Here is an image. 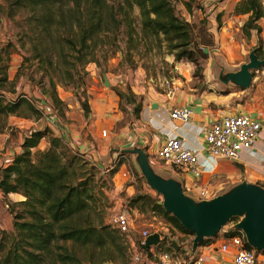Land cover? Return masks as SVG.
<instances>
[{"label": "trees", "instance_id": "1", "mask_svg": "<svg viewBox=\"0 0 264 264\" xmlns=\"http://www.w3.org/2000/svg\"><path fill=\"white\" fill-rule=\"evenodd\" d=\"M9 17L23 15L22 34L29 44L32 62L42 68L48 77L49 88L44 91L51 107L63 116V101L57 96L53 75L56 63H61L66 79L75 80L85 65L96 62L97 47L117 45L121 26H125L128 42L147 43L160 40L175 62H187L194 66L193 77L202 70L207 58L204 48L213 45V38L181 17L176 10L179 2L190 14L192 2L184 0H4ZM138 19L133 17L134 11ZM233 14L247 15L241 27L244 37L254 32L259 40L262 28L259 21L264 18L261 0H240L234 5ZM198 39V41L196 40ZM144 44V43H143ZM137 45V44H136ZM128 47V46H127ZM259 59H264L262 45L253 49ZM263 52V53H262ZM263 54V56H261ZM1 62V59H0ZM6 67H0V82H6ZM116 96L132 105L128 111L137 117L141 102L127 89L116 91ZM226 95L228 93H221ZM28 102V101H27ZM24 100L4 102L0 95V116L15 114ZM85 117L90 114L87 100L80 103ZM46 140L47 147L40 149ZM118 167L104 175L98 167L90 165L82 156L74 153L61 137L48 128L32 130L23 137L20 151L10 165L0 168V191L5 196L17 194L22 200L8 204L12 218L11 230H0V264H96L93 260L80 261L76 246L85 250H99L104 262L124 256L128 243L115 228L103 224L95 226L92 216L107 203L105 191L112 187V179ZM137 181L144 183L142 175ZM264 189V183L260 185ZM5 200L7 197L4 198ZM3 199V200H4ZM128 210L139 213L151 212L160 216L167 225L180 234L193 236L162 208V199L147 192H138L126 202ZM237 217L226 225L223 238L241 236L233 225ZM218 238L204 239L199 246L213 243ZM176 245L171 241L173 250ZM163 244V243H162ZM244 248L251 249L245 242ZM160 249L151 246V250ZM255 254H264L255 251ZM99 264V263H98Z\"/></svg>", "mask_w": 264, "mask_h": 264}, {"label": "rangeland", "instance_id": "2", "mask_svg": "<svg viewBox=\"0 0 264 264\" xmlns=\"http://www.w3.org/2000/svg\"><path fill=\"white\" fill-rule=\"evenodd\" d=\"M261 3L264 8V0H261ZM6 7L4 0H0V67H6L7 76L6 82H0V95L4 102L7 103L16 100L28 101L27 103L31 108L23 103L15 114L0 116V168L6 163L8 153L18 151L17 149L23 139V135L26 136L38 126H45V119L41 112L44 114L54 112L57 118V128L62 133L67 135L69 132L80 134L81 142L71 150L82 156L90 165L95 167H97L96 164L100 165L101 169L98 168L100 171L98 175H104L107 169L115 167H118L119 171L122 162H124L120 153H116L115 158L110 159L108 152H106V157H102L98 156L96 152L91 153L88 147H79L83 142L92 143L93 145V139L87 136L88 132H92L98 138L106 140L111 138V133L117 132L121 128H130L133 116L128 111L132 108V105L127 103L125 99L119 100L115 94L116 91L127 92V89L130 90L129 85H125L127 78L135 80V75L138 74L141 76L142 82H149L151 85H156L165 79L168 80L170 87L172 86V81L182 78L179 74L171 71L173 65L170 62L174 59L167 52L165 44L160 40L154 39L147 40V43H141L135 37L132 39L136 41L128 42L126 40L127 36L124 35L126 28L121 26L117 45L115 47H110L109 45L102 48L97 47L94 54L96 62H90L83 69H80L79 73L75 74V80L66 79L62 74L61 63H56L55 70L52 72L53 83L58 98L64 103L62 106L63 116H59V113L51 107L50 101L44 94V91L49 88L48 77L43 74V70L37 62H32L29 44L23 38L21 26H24L22 20L24 13L9 17ZM176 10L181 17L195 26V33L200 28L213 38V45L204 48L208 50V53L207 58L202 62V70L197 72L194 77V66L191 65L193 70L188 74L191 84L198 88L203 86L204 89L210 87L211 91L216 95H220L223 92L228 94L231 92L233 95L229 102L228 114L251 113L253 109L264 113V69L260 68L251 72L250 85L245 89L237 87L235 81L226 79L228 73L239 71L241 64L248 62V54L259 43L264 50V18L259 21L262 28V32L258 37L259 40L254 33L255 37L252 40L251 36L249 38L244 37L241 31L234 32L235 37L233 36L232 47L224 48V46L221 48L218 40L217 42L215 40V35L218 37V33L221 30L217 28L216 21L211 23L206 15L207 9L203 10V8H200V11L195 10V12L192 10L188 16L185 9L181 8L180 3L177 2ZM133 17L136 20L138 19L136 10L133 13ZM196 40L198 41V39ZM104 77L109 82L108 87L104 86ZM141 85L145 86V84L139 83L138 87ZM85 99L90 107V114L87 117L84 116L80 106V103ZM34 105H39L41 110L38 111ZM258 105L259 108L256 109ZM117 115L119 120L112 127L109 126V122L103 121V119L114 118ZM98 117L101 120H98ZM98 121L101 122V126L97 125ZM103 132H105V135ZM67 137L70 139L69 136ZM45 147H47L46 140H42L39 148L43 149ZM109 148H114L113 144ZM89 156L91 157L90 159L87 158ZM166 168L171 169L172 167L162 161H155L154 171L159 174L157 176L168 177ZM138 170L140 171L139 167ZM139 175H141L140 172ZM137 183L143 190L142 184L138 181ZM144 184V192L154 196L156 193L145 182ZM214 185L216 187H213L208 197H211L212 194L226 193L236 184L219 182L214 183ZM184 194L190 197L188 193ZM105 195L109 206H105L104 210L101 208L99 212L92 216L95 226H99V220H101L103 224L109 225L115 230L113 223L114 213L125 211L132 218L137 233L142 231L151 232L153 230L165 232L169 237L165 238V242L160 246L161 250L171 253L175 252L183 257L186 256L190 245L189 240L181 238L178 232L172 230V227L167 225L160 216L151 212L129 211L126 204L127 198L123 193L112 195L107 190ZM14 199L0 201V230H11L12 218L9 214L8 204L10 206V204L15 203ZM192 199L195 202L203 200ZM171 241L184 243V249L179 244V250H177L174 243L173 250L168 251L167 248L171 247ZM75 249L77 256L82 262L90 259L96 264H130L129 247L124 256L114 254L115 259L110 262H104V255L106 254L99 250L87 251L77 246Z\"/></svg>", "mask_w": 264, "mask_h": 264}, {"label": "crops", "instance_id": "3", "mask_svg": "<svg viewBox=\"0 0 264 264\" xmlns=\"http://www.w3.org/2000/svg\"><path fill=\"white\" fill-rule=\"evenodd\" d=\"M184 1L192 2V6L194 5L192 10L194 12L195 10L200 11V8H203V10L207 9L206 15L211 23H215L216 21L217 28L221 30L218 33V37L215 35L216 42L218 40L221 48L224 46V48L232 47L233 36L235 37L234 32L241 31L242 24L247 19V15L233 14L234 5L240 0ZM180 7L183 8L181 4ZM187 15L189 16L188 13ZM253 33H251L252 40L255 37ZM170 64L173 65L171 71L182 77L172 81L171 87L169 86L168 80L165 79L156 85H151L149 82H142V78L138 74L135 75V80L126 79L125 85H129L131 92L135 97L137 96V102H141V111L137 117H133L130 128H121L117 132L111 133V138L106 140H102L96 134L88 132L87 136L93 139V145L92 143L83 142L79 147H88L91 153L96 152L98 156L102 157H106V152H108L110 159L115 158L116 153L119 154L122 150L127 151V153L122 154L121 158L124 159V162H122L119 171L113 177V184L109 192L112 195L123 193L127 199L138 192H144L145 184L141 183L142 190L136 180V176H140V171L138 170V164L136 162L137 154L134 150H141L146 154L149 165L154 171L156 161L154 157L155 151L164 141L173 137L179 138L184 146L196 153L199 167L203 170L200 179L195 180L188 173L182 172L179 169L173 167L171 169L166 168L168 177L165 178H171L177 181L183 189L187 188V193L190 197L208 200L219 195L212 194L211 197H208L209 192H212L215 186L214 183L219 182L238 184L244 181L252 185H262L264 183V113L254 111V109L251 110V113H248L260 120L262 131L251 149L240 152L237 161L229 162L210 157L204 150L205 130L214 120L228 114L229 102L233 94L230 92L227 95H216L211 91L210 87L208 89H204L203 86L198 88L191 84V79L188 75L193 70V67H191L192 64L175 62L174 60ZM149 81L152 82L151 80ZM139 83L145 84V86L141 85L138 87ZM184 106L192 109L193 114L191 118L186 123L172 120L170 118V111L173 108ZM258 108L259 105L256 109ZM98 120L101 119L99 118ZM118 120V115L114 118L109 117L108 119H103V121L109 122L110 127L118 122ZM97 123L98 126H101L100 121ZM44 127H48L54 135L61 137L71 149L81 142L80 134L69 132L67 135L62 133L57 126L48 123L43 127L38 126L32 130L42 129ZM21 143L22 140L19 143L16 153L20 151ZM111 144H113L114 148H109ZM91 155L94 156L93 154ZM87 158L90 159L91 157L89 156ZM96 166L101 169L100 165L96 164ZM128 171H131L134 177L127 174ZM201 193H205L206 196L202 198L200 196ZM12 198H15V202L22 200V197L17 194H9L7 197L8 200ZM178 234L181 238H186L192 243V236ZM178 244L183 245L184 243L178 241ZM220 244L221 240L218 238L213 243L197 247L195 252L201 257L203 264H232V253L222 252L220 250ZM257 258L260 264H264V254H258Z\"/></svg>", "mask_w": 264, "mask_h": 264}, {"label": "built area", "instance_id": "4", "mask_svg": "<svg viewBox=\"0 0 264 264\" xmlns=\"http://www.w3.org/2000/svg\"><path fill=\"white\" fill-rule=\"evenodd\" d=\"M35 107L38 111L41 110L39 105ZM41 114L46 123L57 126V118L54 112L46 114L41 112ZM192 114L193 111L190 107H176L170 111V118L174 121L186 123ZM261 131L262 124L260 120L250 114H227L214 120L206 128L204 150L214 159L235 162L239 159V154L242 150L252 148ZM103 134L105 135V132ZM15 154V151L8 153L7 161L1 168L10 165ZM120 156L122 157V154ZM154 157L157 161H162L175 169L188 173L195 180L200 179L203 173V170L199 167L196 153L184 146L177 137L164 141L155 151ZM110 169L105 172L107 173ZM127 174L134 177L131 171H128ZM183 190L184 193H187L188 189L184 188ZM8 196H5L0 191V201ZM200 196L203 198L206 194L201 193ZM113 223L129 245L130 264H203L201 257L195 251H191L192 243H190L185 257L175 252L163 251L161 248L151 250L150 256H147L141 249L145 239L151 234H158L159 244L156 246L160 247L165 242V238L169 237L167 233L158 230L137 233L132 218L125 211L114 213ZM226 231L227 229H222L218 233V238L221 240L220 250L224 253H232V264H260L254 250L243 247L246 242L243 234L241 236L223 238ZM176 242L179 246L178 241ZM183 245H180V247L184 249Z\"/></svg>", "mask_w": 264, "mask_h": 264}, {"label": "water", "instance_id": "5", "mask_svg": "<svg viewBox=\"0 0 264 264\" xmlns=\"http://www.w3.org/2000/svg\"><path fill=\"white\" fill-rule=\"evenodd\" d=\"M205 54L207 49L203 50ZM264 69V59H259L252 50L248 62L242 64L237 72L227 74V80H233L237 87L247 88L250 85L252 71ZM104 86L109 82L104 77ZM136 162L146 185L162 199V208L166 214L173 216L180 225L193 235L191 251L194 252L204 239L214 238L231 218L239 221L233 228L240 231L248 246L255 251L264 252V189L259 185L246 182L236 184L226 193L208 200L195 202L185 196L183 187L171 178L157 176L149 165L146 154L134 150ZM127 153L126 150L120 154ZM159 244V235H149L141 245L143 253L151 246Z\"/></svg>", "mask_w": 264, "mask_h": 264}]
</instances>
